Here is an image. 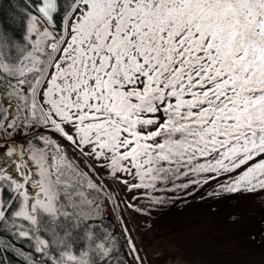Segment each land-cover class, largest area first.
I'll use <instances>...</instances> for the list:
<instances>
[{
  "label": "snow or ice",
  "instance_id": "1",
  "mask_svg": "<svg viewBox=\"0 0 264 264\" xmlns=\"http://www.w3.org/2000/svg\"><path fill=\"white\" fill-rule=\"evenodd\" d=\"M18 2L0 0V264H144L109 208L212 180L264 194V0Z\"/></svg>",
  "mask_w": 264,
  "mask_h": 264
},
{
  "label": "rangeland",
  "instance_id": "2",
  "mask_svg": "<svg viewBox=\"0 0 264 264\" xmlns=\"http://www.w3.org/2000/svg\"><path fill=\"white\" fill-rule=\"evenodd\" d=\"M216 185L212 180L199 188L154 192L165 203L152 205L149 215L131 212L129 219L121 205L112 218L119 231L121 213L130 228L135 225L132 235L144 264H264V194L208 195ZM138 202L150 205L147 196Z\"/></svg>",
  "mask_w": 264,
  "mask_h": 264
},
{
  "label": "trees",
  "instance_id": "3",
  "mask_svg": "<svg viewBox=\"0 0 264 264\" xmlns=\"http://www.w3.org/2000/svg\"><path fill=\"white\" fill-rule=\"evenodd\" d=\"M11 2H12L13 4H16L17 7H20V3L18 2V0H11ZM10 14H11V13H10ZM108 212H109V215H110L111 218H112V214H111V209H110V208H109ZM112 222H113V224L115 225V230H116V232H117V233H120V231H119V229H118V227H117L115 221L113 220V218H112ZM125 248H126V244H125ZM9 256H11V254H9ZM11 259H12V261H13L14 264H15V260H16V258H15V257H11Z\"/></svg>",
  "mask_w": 264,
  "mask_h": 264
}]
</instances>
